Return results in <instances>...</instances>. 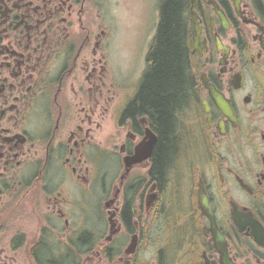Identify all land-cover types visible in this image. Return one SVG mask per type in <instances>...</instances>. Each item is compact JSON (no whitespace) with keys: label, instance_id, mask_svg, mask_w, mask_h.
<instances>
[{"label":"flooded vegetation","instance_id":"1","mask_svg":"<svg viewBox=\"0 0 264 264\" xmlns=\"http://www.w3.org/2000/svg\"><path fill=\"white\" fill-rule=\"evenodd\" d=\"M113 3L0 0V264H119L129 245L110 244L135 236L151 264H264V0H189L190 84L165 162L144 74L115 64ZM90 211L102 249L84 240Z\"/></svg>","mask_w":264,"mask_h":264},{"label":"trees","instance_id":"2","mask_svg":"<svg viewBox=\"0 0 264 264\" xmlns=\"http://www.w3.org/2000/svg\"><path fill=\"white\" fill-rule=\"evenodd\" d=\"M188 5L189 0L160 1V21L146 55L147 69L139 94L147 109L155 111L158 116L161 132L160 155L164 162L169 150L176 148L175 109L183 105L190 84ZM133 199L127 203L134 204L136 200ZM84 234L85 240L89 232Z\"/></svg>","mask_w":264,"mask_h":264},{"label":"rangeland","instance_id":"3","mask_svg":"<svg viewBox=\"0 0 264 264\" xmlns=\"http://www.w3.org/2000/svg\"><path fill=\"white\" fill-rule=\"evenodd\" d=\"M113 48L115 64L122 68L123 71H129L140 78L147 69L146 55L151 46L153 38L155 36L157 26L160 21V1L161 0H113ZM116 166V165H115ZM118 166V165H117ZM36 199V197H35ZM42 200L38 195L37 201ZM33 219L37 225H40L43 218V212L35 209ZM89 224L83 226V232H95L99 236V247L96 249H102L108 243L103 236L106 235L108 230L107 221L102 218H98L96 211H90L88 213ZM100 220L94 223L93 220ZM128 240L116 241L111 245L114 249L118 245L120 252H123L125 247L130 243ZM83 251L92 247L91 251H95V245L89 242L88 245H82ZM90 252V251H88ZM118 252V253H120ZM63 264H72L70 258V251ZM95 254V253H94ZM130 259V260H129ZM117 260V259H116ZM126 262H118L119 264H151L154 260L151 257V253H143L138 250L136 254L126 257ZM86 255H83L82 264H90L87 261ZM109 261L106 256H99L96 258L94 264H108Z\"/></svg>","mask_w":264,"mask_h":264},{"label":"water","instance_id":"4","mask_svg":"<svg viewBox=\"0 0 264 264\" xmlns=\"http://www.w3.org/2000/svg\"><path fill=\"white\" fill-rule=\"evenodd\" d=\"M192 20L195 21L196 19L192 18ZM224 24H225V26H228V23L225 20V18H224ZM214 95H216V94H214ZM219 101H220V105L222 106V108L224 109L226 114L230 115L231 112L229 110V106L224 101H222L220 98H219ZM146 138H147L146 140H144L143 142H141L137 146L136 154L134 156H126L125 157V162H126V165L128 166L127 171L130 170L131 166L134 163L140 162V160H142L146 148H148L149 149V153H151V151L153 149V145H154V143L156 141V138H155L154 134L152 132H150V131H148V135H147ZM201 196H202L201 197L202 202L206 203V198L203 195H201ZM110 219H112L111 216H110ZM137 248H138V239H137V236H135L132 239V241L129 244V246L127 247L126 253L133 254V253H135L137 251Z\"/></svg>","mask_w":264,"mask_h":264},{"label":"bare ground","instance_id":"5","mask_svg":"<svg viewBox=\"0 0 264 264\" xmlns=\"http://www.w3.org/2000/svg\"><path fill=\"white\" fill-rule=\"evenodd\" d=\"M189 70V69H188ZM190 75H189V72H188V77H189ZM85 235V234H84ZM88 236H90V237H92V234L91 233H89V234H87Z\"/></svg>","mask_w":264,"mask_h":264}]
</instances>
